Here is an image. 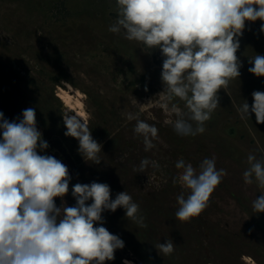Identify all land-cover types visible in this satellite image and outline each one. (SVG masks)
I'll return each instance as SVG.
<instances>
[{
  "label": "rangeland",
  "instance_id": "374dc122",
  "mask_svg": "<svg viewBox=\"0 0 264 264\" xmlns=\"http://www.w3.org/2000/svg\"><path fill=\"white\" fill-rule=\"evenodd\" d=\"M116 19V0H0V112L11 121L24 109H35L37 128L49 144L40 154L62 161L72 177L64 197L68 206L75 204L72 186L93 181L107 183L112 199L126 191L139 205L146 228L126 218L123 208L102 214L103 226L125 242L105 264L125 259L132 264H264V213L252 207L264 190L243 180L247 156H264V124L238 111L245 101L252 104L254 91L264 92V77L248 71L249 60L264 55L262 22H246L236 53L241 75L219 91V106L204 133L185 137L168 123L176 117L163 92L159 49L110 32ZM66 83L83 95L82 118L102 145L99 164L86 162L78 141L64 135L62 115L75 114L58 96ZM175 103L184 109L183 101ZM129 114L135 118L129 120ZM137 120L158 129L156 147L147 152L143 137L134 133ZM213 157L227 175L198 217L177 220L176 198L187 197L188 190L173 183L182 171L175 163L182 158L199 171V164ZM144 158L157 161L160 169L134 171ZM56 204L61 205L60 198ZM165 240L174 243L168 256L154 247Z\"/></svg>",
  "mask_w": 264,
  "mask_h": 264
},
{
  "label": "clouds",
  "instance_id": "9594fccd",
  "mask_svg": "<svg viewBox=\"0 0 264 264\" xmlns=\"http://www.w3.org/2000/svg\"><path fill=\"white\" fill-rule=\"evenodd\" d=\"M116 12L110 32L161 53L163 92L176 117L168 123L180 136L204 133L205 123L219 106V91L241 75L236 53L246 22L260 20L264 33V0H116ZM249 63L250 73L264 77V55L256 54ZM177 99L184 102L186 111L175 103ZM238 111L242 118L254 114L256 123L264 124V92L254 91L252 104L245 101ZM62 116L64 135L78 141V152L86 162L99 164L102 145L93 138L87 120L78 114ZM127 118L135 117L129 114ZM134 133L143 137L146 152L156 147L155 125L137 120ZM48 147L37 128L34 108L24 109L21 117L11 121L0 112V264L113 261L125 242L103 226L102 214L123 208L126 218L146 228L139 205L126 191L112 199L107 183L93 181L74 184L71 196L75 204L68 206L64 197L72 177L62 161L40 154ZM247 164L244 183H255L264 190V156L258 159L250 153ZM149 166L160 169L157 161L144 158L134 171L144 173ZM175 168L182 171L173 183L188 190L187 197L176 198L175 217L187 222L208 207L211 194L227 173L216 168L214 157L205 158L199 171L182 158ZM56 198L61 199L60 206ZM252 207L256 213H264V192L252 201ZM154 247L164 256L174 251L172 240ZM123 264L132 262L125 259Z\"/></svg>",
  "mask_w": 264,
  "mask_h": 264
},
{
  "label": "bare ground",
  "instance_id": "6f19581e",
  "mask_svg": "<svg viewBox=\"0 0 264 264\" xmlns=\"http://www.w3.org/2000/svg\"><path fill=\"white\" fill-rule=\"evenodd\" d=\"M67 87V90L59 89V98L64 102L65 106L70 108V110L75 111V114L80 115L81 117H85L86 113L84 111V104L82 102V93L80 91H75L73 87L66 83L64 84ZM75 93V95H73ZM75 96L77 97V101L75 103Z\"/></svg>",
  "mask_w": 264,
  "mask_h": 264
}]
</instances>
